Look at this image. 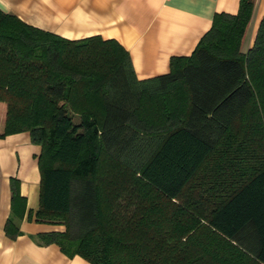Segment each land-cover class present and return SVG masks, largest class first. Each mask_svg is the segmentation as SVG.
<instances>
[{
    "label": "trees",
    "instance_id": "trees-1",
    "mask_svg": "<svg viewBox=\"0 0 264 264\" xmlns=\"http://www.w3.org/2000/svg\"><path fill=\"white\" fill-rule=\"evenodd\" d=\"M216 12L190 54L137 77L115 38L69 39L0 9V136L29 131L39 233L90 264H264V15ZM6 233L26 198L11 180Z\"/></svg>",
    "mask_w": 264,
    "mask_h": 264
},
{
    "label": "crops",
    "instance_id": "crops-1",
    "mask_svg": "<svg viewBox=\"0 0 264 264\" xmlns=\"http://www.w3.org/2000/svg\"><path fill=\"white\" fill-rule=\"evenodd\" d=\"M238 7L239 0H0L4 12L65 38H115L129 51L140 79L168 72L171 56L190 54L216 12L236 13ZM263 15L264 0H256L244 49L253 44ZM0 102L2 132L6 104ZM41 151L27 130L0 136V264H90L78 254L68 256L57 243L39 238V233L65 228L36 220ZM12 178L18 179L19 191L26 198L24 214L17 220L21 232L15 237L5 230L11 216Z\"/></svg>",
    "mask_w": 264,
    "mask_h": 264
},
{
    "label": "rangeland",
    "instance_id": "rangeland-1",
    "mask_svg": "<svg viewBox=\"0 0 264 264\" xmlns=\"http://www.w3.org/2000/svg\"><path fill=\"white\" fill-rule=\"evenodd\" d=\"M0 104H1V102H0Z\"/></svg>",
    "mask_w": 264,
    "mask_h": 264
}]
</instances>
